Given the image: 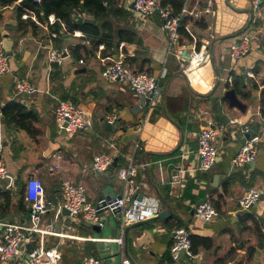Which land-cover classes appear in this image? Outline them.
Returning <instances> with one entry per match:
<instances>
[{
  "label": "crops",
  "instance_id": "obj_1",
  "mask_svg": "<svg viewBox=\"0 0 264 264\" xmlns=\"http://www.w3.org/2000/svg\"><path fill=\"white\" fill-rule=\"evenodd\" d=\"M20 1L4 7L0 20V44L7 50L11 64V72L0 75L1 101L4 105L15 98L35 110L37 134L31 136L26 130L0 121V155L15 184L14 188H8L9 180H5L0 182L3 185L0 190L11 193L18 187L25 190L27 181L38 177L44 183L46 197L56 206L61 201L62 181L70 179L83 184L89 200L96 203L107 185L116 193L125 190L126 181L119 176V169L134 163L138 165L140 193L153 201L159 200L161 212H170L162 219L153 217L129 224L121 244L94 241L98 243L95 256L104 264H173L170 248L174 229L186 224L192 234L208 239V245H196L194 257H187L182 264H264V195L249 209H242L239 202L251 187L264 189V116L261 111L264 1L261 12L254 13L252 0H186L184 7L200 16L194 19L187 14L197 41L183 38L181 44L186 46L183 53L189 48L191 53L204 51L209 55L193 71H187L177 54L169 51L168 35L162 28L160 16L143 18L131 9V0H118L120 7L130 11V16L112 19L115 24L120 21L117 27L136 31L138 41H121L118 51L110 55H102L105 46L101 44L95 51L83 53L79 60L69 51L59 64L60 79L51 77L55 63L50 61L49 47H55V43L46 24L48 21L34 30L28 25V18L23 17V28L15 27L18 22L15 6ZM251 31L255 38L250 51L237 62L232 61L230 46ZM66 37L63 47L68 50L71 44L85 43L80 30L68 32ZM121 55L135 71L160 77L162 71L167 70L160 82L165 81L160 101L143 105L124 82L111 81L102 75L110 58ZM236 77L243 83L242 91L251 94L249 98L242 97L232 87ZM19 78L31 81L36 90L32 93L18 91ZM254 83L259 85L258 89L254 88ZM228 89H235L244 109L230 105L224 97ZM66 96L69 99H64ZM62 100L84 106L94 118L93 127L74 136L62 133L55 116L56 105ZM112 113L118 120L113 124V131H109L102 120ZM233 119L238 122L231 123ZM209 123L226 124L227 129L218 140L216 164L210 171L202 172L199 133ZM255 124L260 136L257 160L234 168L232 159L243 145L236 138ZM22 132H27L28 137ZM107 140L119 151L115 155L117 167L105 177L93 170L92 163L101 151L116 152ZM55 164L60 167L51 170ZM204 198L219 211V216L212 221L205 222L194 215L196 204ZM4 204L5 197L0 196V221H28L27 202L26 211L20 210L12 199L6 211ZM54 209L51 208L53 214ZM113 215L121 224L118 215ZM120 224L114 229L117 234ZM78 228L79 233L80 230L88 233L83 236L104 237L89 234L95 230L84 222ZM117 252L119 261L115 256Z\"/></svg>",
  "mask_w": 264,
  "mask_h": 264
},
{
  "label": "built area",
  "instance_id": "obj_2",
  "mask_svg": "<svg viewBox=\"0 0 264 264\" xmlns=\"http://www.w3.org/2000/svg\"><path fill=\"white\" fill-rule=\"evenodd\" d=\"M40 1V0H37ZM135 9L143 17H149L158 14L162 20V28L168 35L169 51H174L181 64L187 71H193L201 65L209 55L204 51L191 53L190 60L186 59L181 44L182 34V15L189 14L192 18H198V12H190L185 7L180 14H175L170 5L164 4L163 0H134ZM264 0H252V9L254 13H260ZM78 17H83L82 12L76 11ZM33 19L40 22L35 14L31 13ZM29 14H24L28 18ZM56 21L55 15L48 18L47 27ZM186 31L191 35L192 42L197 41V35L194 33L190 24L185 25ZM51 39L57 36V32H50ZM253 32H247L241 38L232 44L229 48V54L232 61L237 62L247 55L251 49L254 40ZM124 42L122 43V47ZM69 50H62L55 47H49L50 61L61 64ZM11 72L10 56L7 50L0 44V75H6ZM167 70L164 69L160 77L143 71H135L121 55L118 58H110L105 64L102 75L111 81L120 80L128 85L143 105L148 104L147 99L158 102L163 98L164 87L161 79L166 77ZM231 79V78H230ZM16 88L21 93H32L36 90L35 85L26 78H19L16 81ZM56 121L59 127L65 130L69 136L91 128L94 125V118L84 107L71 101H60L55 108ZM118 116L115 113L110 114L106 121L116 123ZM237 119L231 120V123H237ZM226 124L214 125L209 123L202 128L199 133L198 154L200 157V171H210L216 164L219 157L218 140L225 134ZM116 152L101 151L94 156L92 167L99 173L108 171L114 162L115 155L119 149L107 140ZM260 136L255 133L252 137L240 147L232 159L234 168H241L254 163L258 157V142ZM139 146V144H137ZM59 164L52 165L51 170L58 169ZM119 176L126 181V188L122 197L99 199L96 203L89 200L87 188L83 184L74 183L70 179H64L61 186V201L55 206L53 202L46 197L43 181L38 177L30 178L25 186V201L29 207V218L27 222L20 221H0V264H61L63 261V252L59 243L49 245V238H70L76 240L93 241H115L124 242L125 228L137 221H143L149 218L157 217L162 209L160 201H153L151 198L140 193L141 184L138 182V165L130 163L119 169ZM9 180L8 188H14L13 178L9 173L8 167L0 155V182ZM140 195H142L140 197ZM264 195V189L261 187H251L240 198V207L249 209L258 202ZM54 209L52 217L47 215ZM63 208H67L69 215L63 214ZM118 210V218L121 221L120 233L118 237H89L80 235L79 226L84 222L99 224L105 226L106 213L114 214ZM104 212L105 215L101 213ZM116 215V213H115ZM194 215L202 221H212L219 216V211L210 200L196 204ZM192 232L183 225L174 229V239L170 248V258L173 264H182L187 257H194L192 249ZM82 264H104L103 260L96 256H85Z\"/></svg>",
  "mask_w": 264,
  "mask_h": 264
},
{
  "label": "trees",
  "instance_id": "obj_3",
  "mask_svg": "<svg viewBox=\"0 0 264 264\" xmlns=\"http://www.w3.org/2000/svg\"><path fill=\"white\" fill-rule=\"evenodd\" d=\"M19 0H0V20L3 17V8L16 3ZM164 4L170 5L175 14H180L186 0H163ZM84 5L85 11L82 10L81 5ZM82 12L83 17H78L76 11ZM17 24L16 28H23V15L33 13L38 20L42 23L48 21L51 14H54L56 21L53 24H49L50 32H57V36L53 38L55 47L57 49H64L63 43L68 36V32L74 33L75 31H82L84 33L85 43H75L68 46L70 53L76 58L81 59L83 53L95 51L99 45L104 44L102 55H110L118 51L121 41L137 42V32L127 27H117L112 18L124 17L129 18L130 11L119 6L118 0H21L16 6ZM29 14V15H30ZM86 16L93 17L97 20L95 24L84 22ZM190 17L182 15V34L183 38L192 42L191 35L186 31L185 25L189 22ZM28 25L34 30L39 29V24L31 18L27 19ZM201 22V21H198ZM196 22V23H198ZM64 27L66 30H64ZM67 34V35H66ZM181 39V43L184 39ZM138 71V70H137ZM52 79L61 78V69L58 63L53 65ZM242 80V79H241ZM163 80V84H164ZM165 85V84H164ZM233 88L242 97L249 98L251 94L249 92L244 93L243 83L236 77L233 80ZM254 88L258 89L259 85L254 83ZM3 97L2 88L0 86V121H7L13 124L18 129L26 130L31 136H35L36 128L35 122L38 121V113L29 109L24 102L18 99L11 98L4 105L1 98ZM64 99H69L67 96ZM261 111L264 116V87L261 89ZM21 198L18 202L20 210H27L25 195L22 187L19 188ZM0 196L5 197V211L10 207L12 193L8 190H0ZM192 249L196 250V245L204 243L208 245V239H200L198 235L192 234ZM58 242H51L49 245L57 244ZM87 253L95 256L97 254V244L94 241H87ZM63 252V251H62ZM71 253L76 257L72 264L82 258L78 256L76 250H71ZM67 258L66 254H63V258Z\"/></svg>",
  "mask_w": 264,
  "mask_h": 264
},
{
  "label": "water",
  "instance_id": "obj_4",
  "mask_svg": "<svg viewBox=\"0 0 264 264\" xmlns=\"http://www.w3.org/2000/svg\"><path fill=\"white\" fill-rule=\"evenodd\" d=\"M134 4H135V1H134V0H131V3H130V7H131V9L136 10ZM81 8H82L83 11H85V9H84V5H83V4L81 5ZM84 22L95 24V23L97 22V20H96L95 18H93V17L86 16V17L84 18ZM185 54H186V59H187V60H190V58H191V52L189 51V48L185 49ZM224 97H225L226 99H228V101H229V103H230L231 106L239 107L240 109H244V108H245L244 104H243V103L241 102V100L238 98L235 89H228V90L225 92ZM150 100H151L150 98L147 99L148 104L150 103ZM102 123L104 124V126H105V128H106L107 130H109V131H113V123L108 122V121H106L105 119L102 120ZM258 128H259L258 125L255 124V125H253V126L247 131V132H245L244 135H243L242 137H237L236 139H237L240 143L244 144V143L246 142L247 139H249V138L252 137L255 133L258 132ZM85 130L88 131V130H90V128H87V129H85ZM61 131H62V133H65V130H64L63 128L61 129ZM117 165H118V158L115 157L114 162L112 163V165L110 166V168L108 169L107 172H105V173H99V172H97V173L100 174V175L105 174V177H108L109 175H111V174L114 172V170H115V168L117 167ZM169 173L171 174V169H170V168H169ZM32 176H33V175H32ZM123 192H124V191H122L121 193H116V192H114V191L112 190V187H111L110 185H107V186L105 187V189L103 190V193H102V195L99 197V199L106 198V199L108 200V199H112V198H115V197L120 198V197H122ZM141 196H142V195H140V197H141ZM204 201H206V198L200 200V203H202V202H204ZM169 212H170V211H163V212H161L156 218H157V219L165 218V217L168 216ZM115 213H116L117 215L120 214V213L118 212V210H115V211H114V214H115ZM63 214H65V215H69L70 212H69V210H68L67 208H63ZM101 214H102V215H105L104 212H102ZM84 224H85L88 228H92L93 230H95V231H97V232H101V230H102V227H101L99 224H92V223H90V222H84ZM136 224H138V223H134V225H136ZM131 226H132V225H131ZM186 226H187V224H186ZM129 229H130V227L127 228V232L129 231ZM77 264H82V261H81V260H78V261H77Z\"/></svg>",
  "mask_w": 264,
  "mask_h": 264
},
{
  "label": "rangeland",
  "instance_id": "obj_5",
  "mask_svg": "<svg viewBox=\"0 0 264 264\" xmlns=\"http://www.w3.org/2000/svg\"><path fill=\"white\" fill-rule=\"evenodd\" d=\"M116 24H121V23H120V21H116ZM22 135L24 137L25 136L28 137L27 132H22ZM0 186L3 187L2 184H0ZM23 192H24V189H23ZM20 198H21V194L19 191V187L13 189L12 201L18 203ZM52 216H53V212H49L47 215L48 218H50ZM105 216H106V218H105L106 223H105V226L102 228V231L101 232L90 231L89 234H94V235H99V236H104V237H109V236L115 237V236L119 235V233L117 234V230L115 232L114 229H117L120 222L110 212H107ZM8 221H11V220H8ZM83 222H84V220H82V226H83ZM76 232H78V230ZM79 234L80 235H86L88 233H85L83 231L81 232V230H80ZM49 240L52 243L58 242L61 250L63 251V254L64 255L66 254L67 258H65V256H64L63 261H62L63 264H72L74 262L76 257L74 256L73 253H71V250H76V253L78 254V256H81V257L91 255V254L87 253V250L84 248V247H87V245H88L87 241L88 240H76V239H70V238H57V237L56 238L51 237V238H49ZM115 256H117V260L119 261L120 260V254L117 252Z\"/></svg>",
  "mask_w": 264,
  "mask_h": 264
}]
</instances>
